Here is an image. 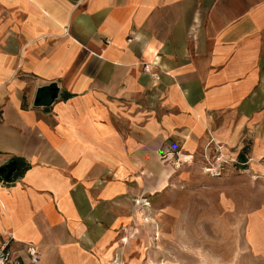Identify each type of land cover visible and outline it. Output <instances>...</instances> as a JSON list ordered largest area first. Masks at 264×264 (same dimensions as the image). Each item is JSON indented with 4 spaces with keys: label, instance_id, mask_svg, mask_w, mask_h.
<instances>
[{
    "label": "crops",
    "instance_id": "obj_1",
    "mask_svg": "<svg viewBox=\"0 0 264 264\" xmlns=\"http://www.w3.org/2000/svg\"><path fill=\"white\" fill-rule=\"evenodd\" d=\"M49 84L57 97L34 105ZM11 159L0 243L22 264L26 244L36 264H184L148 251L150 215L173 202L175 159L221 174L264 160V0H0Z\"/></svg>",
    "mask_w": 264,
    "mask_h": 264
},
{
    "label": "rangeland",
    "instance_id": "obj_2",
    "mask_svg": "<svg viewBox=\"0 0 264 264\" xmlns=\"http://www.w3.org/2000/svg\"><path fill=\"white\" fill-rule=\"evenodd\" d=\"M251 165L228 166L212 178L204 165L175 159L169 170L180 175L179 183L163 185L176 193L168 210L150 215L155 244L148 251L184 264H264V242L254 245V208L264 207V175Z\"/></svg>",
    "mask_w": 264,
    "mask_h": 264
},
{
    "label": "built area",
    "instance_id": "obj_3",
    "mask_svg": "<svg viewBox=\"0 0 264 264\" xmlns=\"http://www.w3.org/2000/svg\"><path fill=\"white\" fill-rule=\"evenodd\" d=\"M250 161L242 163V165H248ZM254 164L262 170L264 175V160L255 161ZM203 171L205 174L212 178L220 176V166L204 165ZM144 205L147 204L143 200ZM24 253L28 259V264H36L38 261L37 250L33 245L26 244L23 246ZM10 248V239L0 243V264H22V261Z\"/></svg>",
    "mask_w": 264,
    "mask_h": 264
},
{
    "label": "water",
    "instance_id": "obj_4",
    "mask_svg": "<svg viewBox=\"0 0 264 264\" xmlns=\"http://www.w3.org/2000/svg\"><path fill=\"white\" fill-rule=\"evenodd\" d=\"M57 97V87L55 84H49L40 87L34 99V105H48ZM18 171V162L11 159L0 166V179L10 181Z\"/></svg>",
    "mask_w": 264,
    "mask_h": 264
},
{
    "label": "trees",
    "instance_id": "obj_5",
    "mask_svg": "<svg viewBox=\"0 0 264 264\" xmlns=\"http://www.w3.org/2000/svg\"><path fill=\"white\" fill-rule=\"evenodd\" d=\"M24 169H27V166H25V167L23 168V170H24ZM240 169H245V167L238 166V170H240ZM23 170H22V171H23ZM219 177H221V175H220Z\"/></svg>",
    "mask_w": 264,
    "mask_h": 264
}]
</instances>
